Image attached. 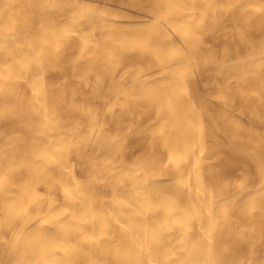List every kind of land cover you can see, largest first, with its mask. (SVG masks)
Listing matches in <instances>:
<instances>
[{
  "label": "bare ground",
  "instance_id": "bare-ground-1",
  "mask_svg": "<svg viewBox=\"0 0 264 264\" xmlns=\"http://www.w3.org/2000/svg\"><path fill=\"white\" fill-rule=\"evenodd\" d=\"M69 50L109 83L102 112L53 107ZM22 84L26 123L0 116L2 264H264V0H0V97ZM124 96L143 130L111 111Z\"/></svg>",
  "mask_w": 264,
  "mask_h": 264
},
{
  "label": "rangeland",
  "instance_id": "rangeland-1",
  "mask_svg": "<svg viewBox=\"0 0 264 264\" xmlns=\"http://www.w3.org/2000/svg\"><path fill=\"white\" fill-rule=\"evenodd\" d=\"M158 1L159 0H154V3H157ZM28 18V15L25 13L17 16V19L21 21H27ZM211 35L213 37L211 36L210 39L221 37L220 39L226 40L231 47L234 46L237 42V34L234 32H228L226 37L224 38H222V33H220L218 36L216 31L211 33ZM219 48L220 47H218V49ZM68 53L69 55L66 56L65 60L62 62V66L56 67L53 71L49 72L48 79L50 80V82L48 81V83L52 85L53 90L55 91V96L53 97V107L56 106V104L59 102V98L62 97L63 105L67 107H73L74 104H77L78 106H81L84 111L97 110L98 112H102L103 108L107 105V99L105 96L101 97L98 95L102 91H106L109 89V83L105 79L99 78L97 74H95V72H88L82 66L76 64L77 56L73 53V51L69 50ZM56 56L57 54L54 56L55 59ZM47 60H49V58ZM212 89L213 88H209L208 90L211 92ZM215 96L220 98H230L231 92L228 88H220ZM0 98V100L4 101L6 104V107L2 109V112H0V116L2 117V121L4 123H14L17 121V119L22 120V122L26 123V120L29 118L32 112L29 104V87L26 84H22L19 91L13 94L8 99L4 100V97ZM227 102L235 111L241 110L244 107V104H242V101L239 97L228 99ZM111 108V111L115 116L118 117L120 123H124L123 113L130 109L133 110V112H135L133 119L135 121V127H138L140 130H143V128L145 127L147 120L138 125V122L142 119L138 118V114L136 112L137 110L134 109L132 99L127 100L124 96V98L122 99V104H113ZM59 112L62 111L60 110ZM229 118L236 120L242 117L237 114L234 115V112H232ZM242 119L245 127L247 128H253L260 123V120L250 113L245 114V117ZM59 121L66 125L70 124L71 127L76 124L74 121L68 122L66 116L64 115L63 117L59 118ZM108 121H110L109 118ZM12 130L13 129H9L8 133L12 132ZM130 146H133L132 143L130 144ZM139 149L140 146L134 145L132 153H137ZM221 164H224V161L212 162L211 166L217 167ZM241 175L242 173L237 169H224V176L229 182H232L234 178H240ZM249 178V174L245 173L243 177L244 181L247 183L250 182ZM12 234L13 231H11V229H7L4 227V236L0 239V264L4 262V252L10 244V240H15V237ZM20 260H23V256L20 254L16 255L14 256L11 264H17ZM5 264H9V261H6Z\"/></svg>",
  "mask_w": 264,
  "mask_h": 264
}]
</instances>
